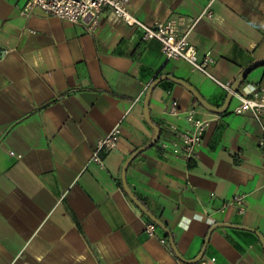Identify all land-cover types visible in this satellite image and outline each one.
I'll return each mask as SVG.
<instances>
[{
    "label": "crops",
    "instance_id": "1",
    "mask_svg": "<svg viewBox=\"0 0 264 264\" xmlns=\"http://www.w3.org/2000/svg\"><path fill=\"white\" fill-rule=\"evenodd\" d=\"M23 5L0 0V264H264V118L234 113L233 96L225 112H211L169 79L153 89L149 110L160 138L135 156L126 178L174 249L159 226L147 233L152 220L122 181L127 160L156 135L145 117L148 91L171 76L218 108L230 92L189 62L167 60L160 41L109 8L87 33L42 9L25 16ZM129 8L150 25L183 18L182 29L211 11L190 41L200 58L211 53L208 69L223 82L264 61V0H130ZM249 83H264V66ZM172 100L213 119L192 160L160 146L173 139ZM117 125L118 146L100 167L90 161L94 148ZM237 195L245 212L222 211ZM204 248L200 261H184Z\"/></svg>",
    "mask_w": 264,
    "mask_h": 264
},
{
    "label": "built area",
    "instance_id": "2",
    "mask_svg": "<svg viewBox=\"0 0 264 264\" xmlns=\"http://www.w3.org/2000/svg\"><path fill=\"white\" fill-rule=\"evenodd\" d=\"M129 6L130 0H24L22 12L25 16H29L35 9H42L48 14L79 25L87 33H93L100 24L104 9L109 8L127 25L142 29L145 39L160 41L167 60L183 59L189 62L194 70L206 74L218 85L232 93V96L238 100L234 113H251L257 121L263 123L264 83L242 84L237 91L233 90V83L223 82L210 73L208 67L214 62L211 53L200 58L197 49L190 41V34L196 23L203 17L211 18L213 16L211 11L206 9L187 28L182 29L180 26L184 23L183 18L155 21L150 25L132 14ZM167 113L175 121L167 123L168 130L173 134V139L160 140V146L164 153L187 160L196 158L198 148L201 146L213 119L200 115L196 108L183 109L176 100L169 102ZM181 120L186 124L184 128L178 124V121ZM121 134L122 129L120 125H117L101 138L94 148L90 161L104 167V155L118 146ZM259 146L264 148V129L259 139ZM245 204V196L237 195L224 203L222 211L228 206L236 205L239 212L244 213ZM157 229L158 226L153 221L148 222L146 230L150 236L156 235ZM161 241L166 242V239L162 238ZM202 263L204 264L205 261Z\"/></svg>",
    "mask_w": 264,
    "mask_h": 264
},
{
    "label": "water",
    "instance_id": "3",
    "mask_svg": "<svg viewBox=\"0 0 264 264\" xmlns=\"http://www.w3.org/2000/svg\"><path fill=\"white\" fill-rule=\"evenodd\" d=\"M261 66H264V61H259L249 67H247L242 73L241 75L237 78V80L235 81V83L233 84V90L237 91L241 85L245 82V80L247 79L248 75L253 71L255 70L256 68L258 67H261ZM164 79H169V80H172L174 82H177L183 86H185L186 88H188L192 93L193 95L195 96V98L199 101V103L207 110L211 111V112H214V113H223L227 110L228 108V103L232 97V93H229L228 95V98H227V101L225 103V105L221 108H218V107H215L213 105H211L210 103H208L190 84H188L187 82L183 81V80H180V79H177V78H174V77H171V76H165V77H161L159 79H157L156 81H154V83L151 85L149 91H148V94H147V97H146V101H145V117H146V120L147 122L155 129L156 131V135L154 137V139L145 147H143L142 149H140L139 151H137L136 153H134L128 160L127 162L125 163L124 165V168H123V173H122V181H123V186H124V189L125 191L128 193V195L130 196V198L132 199V201L141 209V211L146 214L157 226H159L161 229H163L165 231V233L170 237V242L172 244V246L174 247V249H176L175 247V244H174V240L173 238L171 237V234L168 230V228L166 227V225L164 223H162L159 219H157L151 212L148 211V209L141 203V201L136 197V195L133 193V191L130 189L129 185H128V182H127V178H126V175H127V170H128V167L131 163V161L135 158V156H137L139 153H141L142 151L148 149V148H151L153 147L159 140L160 138V129L155 126L151 120V117H150V110H149V103H150V98H151V94H152V91L153 89L156 87V85L164 80ZM222 226H229L227 224H222ZM210 237V235L208 236V238ZM261 237V240L264 244V237L262 235H260ZM208 241V239H207ZM205 254V248L203 249L202 253L200 254V256L195 260V261H187V260H184L182 257V259L186 262H189V263H195V262H198L202 259V257L204 256Z\"/></svg>",
    "mask_w": 264,
    "mask_h": 264
},
{
    "label": "rangeland",
    "instance_id": "4",
    "mask_svg": "<svg viewBox=\"0 0 264 264\" xmlns=\"http://www.w3.org/2000/svg\"><path fill=\"white\" fill-rule=\"evenodd\" d=\"M249 78L253 79L254 77H253V76H251V77H249Z\"/></svg>",
    "mask_w": 264,
    "mask_h": 264
}]
</instances>
